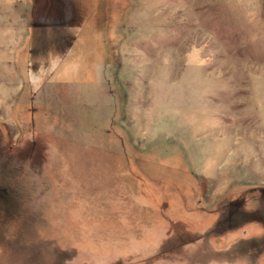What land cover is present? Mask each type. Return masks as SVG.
<instances>
[{"label": "rangeland", "instance_id": "374dc122", "mask_svg": "<svg viewBox=\"0 0 264 264\" xmlns=\"http://www.w3.org/2000/svg\"><path fill=\"white\" fill-rule=\"evenodd\" d=\"M0 264H264V0H0Z\"/></svg>", "mask_w": 264, "mask_h": 264}]
</instances>
